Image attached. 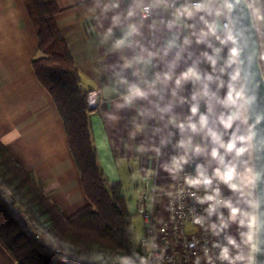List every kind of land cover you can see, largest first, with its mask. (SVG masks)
I'll return each mask as SVG.
<instances>
[{"label":"clouds","instance_id":"9594fccd","mask_svg":"<svg viewBox=\"0 0 264 264\" xmlns=\"http://www.w3.org/2000/svg\"><path fill=\"white\" fill-rule=\"evenodd\" d=\"M120 5L121 0H90L100 44L110 42L111 52L129 49L133 53L121 56L122 64L112 66L111 84L116 95L112 106L122 110L133 107L138 100L145 101L147 106L137 109L139 122L134 120L129 137L146 131L150 135L147 143L135 145L134 150L160 157L162 149L171 144L176 154L160 165L174 183L167 190L154 188L150 197L152 205L160 201L161 193L168 198L166 210L173 225V239L156 242L157 235L168 227L158 220L164 226L152 228L153 235L140 241L144 254L125 252L117 257L118 264H189L188 250L197 248L191 253L194 259L190 264H260L257 255L264 254L260 239L264 232V199L256 189L264 180V172L257 170L255 160L264 154V135L258 132L264 111H254V107L256 91L264 83V0H129L123 12L119 11ZM242 9L247 11L258 50L248 51L249 27L241 24V16L234 15ZM109 12L113 15L105 28L103 21ZM149 19L147 31L152 39L144 44L137 37L143 36ZM114 29L121 33L118 38H114ZM165 31L168 37L161 43L157 33ZM193 45L204 48L194 52ZM153 61L161 70L149 78L148 69L157 67ZM181 62L187 66L177 73ZM202 64L208 67L202 69ZM127 69L135 77L133 82L124 75ZM187 84L192 89L185 96ZM86 103L102 105L105 101L92 91ZM185 104L186 115L174 111ZM106 114L113 121L118 119L110 112ZM148 120L159 126L149 130ZM177 134L179 138L173 143ZM197 158L203 162L195 164L194 174L182 175L185 165ZM145 174L151 176L153 170ZM222 185L230 195L223 194ZM185 198L202 206V212L186 209ZM177 218L182 224L179 233ZM232 225H236L239 239L229 234ZM197 228L217 238L211 249L204 246L207 240L200 245L194 236L182 245V257L179 253L166 257L169 247L175 248L178 239L195 233Z\"/></svg>","mask_w":264,"mask_h":264},{"label":"crops","instance_id":"0c3cea01","mask_svg":"<svg viewBox=\"0 0 264 264\" xmlns=\"http://www.w3.org/2000/svg\"><path fill=\"white\" fill-rule=\"evenodd\" d=\"M55 1L59 8L53 17L79 72V85L83 90L96 88L100 100L105 101L102 105L89 106L88 110L87 126L97 167L107 181L119 182L126 205L132 199L135 206L136 189L145 180L156 188L164 189L174 183L160 165L176 151L171 144L162 149L160 157H154L151 152L141 154L134 150L135 145L147 143L150 135V131H146L134 138L129 137L134 120L139 122L137 109L147 106L146 102L138 100L131 108L116 110L112 106L116 95L111 84L112 66L122 64L121 56L130 57L132 51L111 52L110 42L100 44L95 26L96 13L90 8V0ZM128 3L129 0H121L119 11L123 12ZM111 15L113 13L109 12L108 18L103 21L105 28L110 24ZM163 15L168 18L167 13ZM150 19L145 21L143 36L137 37L144 44L152 39L147 31ZM120 35V31L114 29V38ZM157 35L161 43L168 37L166 31ZM203 48V45H193L191 50L198 52ZM38 54L36 35L22 0H0V142L21 167L42 181L43 190L58 204L63 215H69L85 205L87 200L79 183L62 121L51 96L31 68L30 60ZM153 63L157 67L148 69L149 78L153 72L161 70L157 61ZM186 66L185 62H181L176 72L183 71ZM207 67L201 65L202 69ZM124 75L130 82L135 80L130 69L125 70ZM191 89V84L185 85L183 94L187 96ZM200 110L204 111L203 105ZM174 111L186 115L188 105L177 106ZM106 112L118 119L113 121ZM147 125L149 130L159 126L153 120H148ZM170 130L176 132L175 129ZM178 138V134L174 136L173 143ZM152 141L158 143L156 137H152ZM196 163H202V159L197 158L185 167H195ZM149 169L153 170L151 176L145 174ZM155 211L158 215L163 213L162 195L155 203ZM0 264L21 263L0 244Z\"/></svg>","mask_w":264,"mask_h":264},{"label":"trees","instance_id":"16d2710c","mask_svg":"<svg viewBox=\"0 0 264 264\" xmlns=\"http://www.w3.org/2000/svg\"><path fill=\"white\" fill-rule=\"evenodd\" d=\"M22 2L40 52L30 60L31 68L62 121L87 202L63 215L43 190L42 181L21 167L0 142V244L21 264H30L25 249L29 243L35 250L39 247L52 254L53 264H86L82 259L92 256L104 264L114 255L132 251L131 213L119 182L107 181L97 167L87 126L89 106L79 85V72L53 17L59 8L56 1ZM4 196L17 201L20 208L12 211ZM17 244L20 252L15 251Z\"/></svg>","mask_w":264,"mask_h":264},{"label":"built area","instance_id":"2783aa9c","mask_svg":"<svg viewBox=\"0 0 264 264\" xmlns=\"http://www.w3.org/2000/svg\"><path fill=\"white\" fill-rule=\"evenodd\" d=\"M92 91L98 92V90L96 88H89V89L85 90V97H87L88 93H90ZM99 98H100V96H99ZM183 174H194V167H184V171H183L182 175ZM154 188H156V187L152 183L149 184L145 180L143 182V184L136 189V192H135V210L137 213L140 214L142 221H143L142 234L140 235V237L137 240V249L135 250V251L139 252L140 254H144V250L140 246V241L143 238H147V237H150L151 235H153L152 230H151L152 228L159 229L160 227L164 226L163 224L158 223V220H163L164 223L168 225V227L164 233H159L157 235L156 242L158 244H163V241L165 239H168V240L173 239V225H172V222L169 221L170 213L166 210L167 204H168V198L161 193V195L163 196V213L161 215H158L155 211V203L152 205V201L150 199V197L153 194ZM221 189H222L223 194L226 196V187H224L222 185ZM165 190H167V189H165ZM184 203L186 204V209H187V207H191V208H194L197 213L202 212V206L194 203L190 199L185 198ZM8 205H10V209L12 211H16L18 208H20V205L18 203L10 202ZM186 209H185V211H186ZM222 211H225V214H226V210H222ZM213 219H215V218L213 217ZM175 224L177 225L176 231H177V233H179L182 230V224H181V221L179 220V218H177V220L175 221ZM228 232H229V230H228ZM194 236L197 240L200 241V245H204L205 240H207L208 244L204 245V246H207L210 249H211V243L215 239H217V238L211 237L210 234H206L203 232V230H200L199 228H197V231L195 233H186L184 239H178L175 248L169 247V249L165 253L166 257L171 256L174 253H179L180 256L182 257L184 254V250L182 248V245L185 242H191V240L193 239ZM219 239L222 241V236ZM193 251H198V248L188 250L189 264H190L191 259H194V257L191 256V253ZM177 259L179 260L180 257L178 256ZM82 260L86 264H100L101 263L100 260L91 259L89 257H86ZM104 264H118V261H117V258L109 259ZM182 264H183V262H182ZM217 264H219V262H217Z\"/></svg>","mask_w":264,"mask_h":264},{"label":"rangeland","instance_id":"374dc122","mask_svg":"<svg viewBox=\"0 0 264 264\" xmlns=\"http://www.w3.org/2000/svg\"><path fill=\"white\" fill-rule=\"evenodd\" d=\"M228 195H230V192L226 188V196H228ZM4 197H5V200L8 204L10 202L18 203L17 201H14L13 199L9 198V196H4ZM128 198H129V194H128ZM7 206H9V208H10V205H7ZM127 209L131 213L130 223H131L132 232H133L132 233V245H133L132 251H133V250L137 249V240L140 237V235L142 234L143 221H142L140 214L136 212L135 206H134V201L132 199H129V201L127 202ZM229 234H231L234 237H236L237 239H239L237 231H236V225H232L229 228ZM20 237L23 240V236L21 235ZM29 244H27V245L25 244V249L27 251V252L26 251L25 252L27 253L26 259H28L30 264H53L54 257L52 254H50L48 251L41 249L39 247H37L35 250V247H29ZM14 247H15V251H17V252H20L22 250L18 244ZM121 254H123V253H119L117 255H114V257L112 259L117 258ZM89 258L100 260L96 256H92ZM70 261H71V259H70Z\"/></svg>","mask_w":264,"mask_h":264},{"label":"water","instance_id":"95a60500","mask_svg":"<svg viewBox=\"0 0 264 264\" xmlns=\"http://www.w3.org/2000/svg\"><path fill=\"white\" fill-rule=\"evenodd\" d=\"M234 15L236 16H241V24L243 26H247L249 27V35H250V48L248 51H252L257 49L256 46V36L255 33L251 31L250 29V20L248 18L247 15V11L246 10H237L236 12H234ZM258 50V49H257ZM247 54V52L245 53V55ZM259 77H257L258 79ZM257 94V104L254 107V111H264V83H261L259 85V88L256 91ZM258 132L260 135H264V122H262L259 126H258ZM255 166L257 168V170H260L262 172H264V154H259L258 158L255 160ZM257 194L264 199V180H262L258 185H257ZM262 210H264V207H262ZM260 239L262 241L261 247L264 248V232H261L260 234ZM257 260L260 262V264H264V254H258L257 255Z\"/></svg>","mask_w":264,"mask_h":264}]
</instances>
